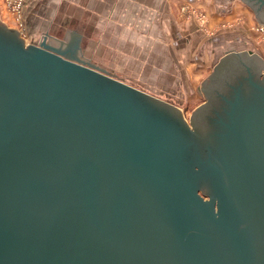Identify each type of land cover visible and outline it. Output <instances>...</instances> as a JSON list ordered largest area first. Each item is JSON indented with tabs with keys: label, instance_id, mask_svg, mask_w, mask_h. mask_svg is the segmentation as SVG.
Masks as SVG:
<instances>
[{
	"label": "water",
	"instance_id": "obj_1",
	"mask_svg": "<svg viewBox=\"0 0 264 264\" xmlns=\"http://www.w3.org/2000/svg\"><path fill=\"white\" fill-rule=\"evenodd\" d=\"M0 35V264H264V125H231L234 156L213 163L181 140L182 108L2 20ZM253 57H220L205 100Z\"/></svg>",
	"mask_w": 264,
	"mask_h": 264
},
{
	"label": "crops",
	"instance_id": "obj_2",
	"mask_svg": "<svg viewBox=\"0 0 264 264\" xmlns=\"http://www.w3.org/2000/svg\"><path fill=\"white\" fill-rule=\"evenodd\" d=\"M182 4L205 9L213 25L238 23L220 41L222 55L248 37L253 13L242 0H26L23 16L27 29L39 32L32 41L45 37L116 78H148L153 71L157 78H167L176 77V58L188 63L191 72L196 64L214 65L218 55L214 45L219 43L199 41L195 19L180 16ZM2 12L6 23L7 13L4 18ZM159 61L165 62L164 69Z\"/></svg>",
	"mask_w": 264,
	"mask_h": 264
},
{
	"label": "flooded vegetation",
	"instance_id": "obj_3",
	"mask_svg": "<svg viewBox=\"0 0 264 264\" xmlns=\"http://www.w3.org/2000/svg\"><path fill=\"white\" fill-rule=\"evenodd\" d=\"M245 1L255 15L258 24L264 25V0ZM11 42L12 40L0 37V44L8 50L12 45ZM15 51L19 57V50L15 49ZM254 53L260 55L256 51ZM6 55L3 51V66L10 65L5 58ZM260 56L264 61V56L262 54ZM246 60L227 64L218 78L214 81L209 80L204 89L205 102L208 105L204 111L199 112L191 125L188 124L192 130L187 129V126L176 116L177 125L182 127L181 140L194 145L191 150L192 154L197 157L204 152L206 158L211 157L213 163L218 164L223 158L225 159L224 154L234 156L228 145V138L233 139V134H228V128L231 125L245 124V122L256 126L264 125V62L261 61V63L255 57L247 62ZM22 66L25 65H19V67ZM41 68L44 67L41 65ZM136 99L140 101L137 97ZM213 180V177L206 176L202 186L210 192L209 194L219 198V182L217 178L215 182Z\"/></svg>",
	"mask_w": 264,
	"mask_h": 264
},
{
	"label": "rangeland",
	"instance_id": "obj_4",
	"mask_svg": "<svg viewBox=\"0 0 264 264\" xmlns=\"http://www.w3.org/2000/svg\"><path fill=\"white\" fill-rule=\"evenodd\" d=\"M14 1L15 0H3L4 8L1 9L0 7L1 10L0 13L4 10V12H2L3 17L5 12L7 13V16H5L6 18L4 17L7 20L6 24L14 25L13 27L17 28L21 32L23 38L27 43L40 42L39 40L32 41V38H36L39 32L30 31L25 26L23 15H24L26 0H23L21 13H20L21 17L18 16L16 10L13 8ZM242 1L244 2V0ZM179 9H180V16H183L187 20L189 17H190L189 19L191 18L195 19V22L198 25V29L200 30L198 35L199 41H206L207 39V41L214 40L215 43H219V45L217 44L214 45V46H218L217 49L218 55L215 57L214 60L215 62L214 65H216L220 60V57L224 55L220 53L222 49L221 47L222 44L220 43V41L223 42L224 40L222 38L225 37V34L230 32L231 30H235L236 25H238V23L229 20L213 25L210 22L211 18L206 12V10L200 8V6L199 7L196 6L194 7V9H192L188 7L187 4H182ZM192 11H195V14ZM250 12L252 13V11ZM250 12L248 11L247 13ZM255 19H256L255 15H252L251 26L250 28H248V31H250L249 34H247L248 37L244 41H241L240 43H235L236 44L235 47L238 48L236 49L238 51L251 49L259 53L260 55L262 54L264 56V32L260 28L261 24L256 23ZM0 20H1V16H0ZM92 47L93 46L89 47L90 51H92ZM158 52L161 53V50L159 49ZM199 53L200 50L198 51V54ZM157 63L160 69L165 68L164 67L165 62L159 61ZM212 63H203L202 65L196 64L192 66L190 72L188 70L189 64L186 63L185 61L179 62L178 59L176 58V77L174 76L171 77L170 75L167 78H163V77L157 78L156 77L157 73L153 71L150 72V77L148 78L130 77L129 79H124V78L122 79L119 78V79L123 80L124 82L138 89L148 92L153 96H156L164 101L170 102L182 108L187 123L191 125L192 111L197 110V108H199L205 103V98L202 96V87L204 85L206 77L211 75L214 70V65ZM190 77H192L193 79H191ZM164 86L167 87V89H163Z\"/></svg>",
	"mask_w": 264,
	"mask_h": 264
},
{
	"label": "built area",
	"instance_id": "obj_5",
	"mask_svg": "<svg viewBox=\"0 0 264 264\" xmlns=\"http://www.w3.org/2000/svg\"><path fill=\"white\" fill-rule=\"evenodd\" d=\"M14 9L16 10V13L18 14L19 17H21V7H22V4H23V0H15L14 1ZM194 14H195V11H192ZM261 30L264 32V25L261 24L260 26Z\"/></svg>",
	"mask_w": 264,
	"mask_h": 264
}]
</instances>
